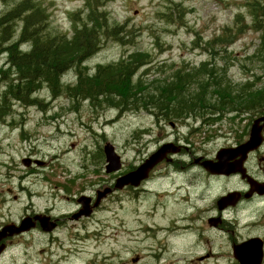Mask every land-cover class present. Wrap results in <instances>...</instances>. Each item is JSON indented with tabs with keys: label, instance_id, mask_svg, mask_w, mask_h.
Returning a JSON list of instances; mask_svg holds the SVG:
<instances>
[{
	"label": "rangeland",
	"instance_id": "1",
	"mask_svg": "<svg viewBox=\"0 0 264 264\" xmlns=\"http://www.w3.org/2000/svg\"><path fill=\"white\" fill-rule=\"evenodd\" d=\"M17 1L20 0L0 2V15ZM34 1L45 11L51 34L70 37L87 11L85 0ZM97 2L105 12L106 27L98 29L103 32L101 45L84 61L83 71L92 73L99 65L142 53L148 62L135 71L132 79L141 76L139 86L144 89L152 88V83L162 86L177 70L188 73L203 64L201 73L211 75V79H204L228 86L232 103H225L222 110L214 109L218 105L215 89L205 90L202 110L173 119L165 118V112H155L162 105L129 107L125 111L104 103L95 105L69 98L68 85L75 83L77 75L73 68L64 73L63 83L54 92L42 84L32 94V103L7 97V104L0 105L4 110L0 116V231L7 225L19 226L24 216L32 218L43 213L46 205L66 207L64 195L77 188L96 183V189L101 190V185L110 180L113 187L118 176L134 170L163 143L182 147L177 153H167L173 162L152 168L140 186L117 189L105 198L109 205L96 215L100 218L94 220V226L99 228L92 232L95 237L67 246L48 245L53 249L48 257L43 250L47 247L45 235L34 231L19 237L16 242L21 244L11 245L8 240L15 235L12 232L3 237L6 248L0 254V264H23L25 257L29 264H236L238 253H232L228 231L235 227L232 219L226 220L220 232L208 230L201 220L206 244L203 238L198 240V247L194 244L199 224L185 218L189 211L184 203L189 178L175 171H183L181 164L195 174V167L205 171L202 161L213 160L220 148H233L228 145L236 139L240 144L247 141L253 122L261 118H255L256 106L243 103L249 93L264 88V0ZM116 25L121 26L120 40L106 30ZM19 26L17 22L14 39ZM229 29L231 35L224 40ZM21 47L27 49L28 45ZM4 60L0 54V68ZM3 85L0 80V100ZM235 97L237 101H233ZM263 132L264 129L260 145ZM107 143L121 160L120 170L110 174L105 172L103 148ZM26 157L43 163L26 167L22 163ZM233 169L228 171H244L243 164L241 169ZM151 171L155 172L148 178ZM197 178L200 176L196 175L192 182ZM188 195L192 196V192ZM232 196H222L217 203L225 204ZM176 223L186 225L193 234L173 236L183 231ZM190 237L192 244L186 247ZM22 245L28 248L26 255ZM207 250L210 255L198 259Z\"/></svg>",
	"mask_w": 264,
	"mask_h": 264
},
{
	"label": "trees",
	"instance_id": "2",
	"mask_svg": "<svg viewBox=\"0 0 264 264\" xmlns=\"http://www.w3.org/2000/svg\"><path fill=\"white\" fill-rule=\"evenodd\" d=\"M9 1L0 0L3 3ZM85 7V17L70 37L49 32L46 13L34 0L17 1L0 15V54L5 59L3 68H0V80L4 82L0 105L7 104V97L19 103H32V94L42 84L54 92L63 83L60 82L61 76L72 68L77 75L75 83L68 85L69 98H80L95 105L104 103L123 111L129 107L138 109L162 105L161 109H154L156 106L153 109L155 112L164 111L168 119H173L202 110L204 107L200 105L206 104L205 90L215 89L218 105L214 109L222 110L220 108L225 103H232L228 86L204 79L208 76L211 79V75L201 73L203 64L197 69L188 70V73L177 70L162 86L152 83V88L144 89L139 86L141 76L132 79L135 71L148 62L147 55L142 53H133L113 64L99 65L92 73L83 71L84 61L97 52L101 45L103 32L98 29L106 27L105 12L99 8L97 0H85ZM181 13L179 10L178 14ZM261 17H264V13H261ZM17 22H20L19 33L14 39ZM106 30L114 39L120 40L121 26H110ZM229 32L231 29L224 33V40L231 35ZM23 44L28 45V48L23 49ZM193 85L195 87L191 88ZM237 99L235 97L233 101ZM173 104L176 107L170 108ZM243 104L262 107L264 88L249 93ZM3 112L0 106V116Z\"/></svg>",
	"mask_w": 264,
	"mask_h": 264
},
{
	"label": "flooded vegetation",
	"instance_id": "3",
	"mask_svg": "<svg viewBox=\"0 0 264 264\" xmlns=\"http://www.w3.org/2000/svg\"><path fill=\"white\" fill-rule=\"evenodd\" d=\"M157 108L161 109L160 106ZM263 108L264 106H256L254 111V114H256L255 118L264 116ZM240 143L239 139H236L230 142L228 146L236 147ZM243 167L244 171L216 173L206 170L200 171L199 167H195L197 169V174H195L184 168V165L181 164L180 168L183 171H175V174L189 178L186 185L188 188L187 196L184 199V203H186V206L188 205L187 209L189 211L187 212L188 216L186 215L185 218L199 224L197 227L198 232L195 228L196 236H193V240L196 238L194 243L196 247H198V240L203 238L202 232L204 230L199 223L201 220L205 221L208 230L220 232V229L224 228L226 220L232 219L235 227L234 229H228L231 233L229 241L232 242V253L236 251L238 256L242 255L245 261L253 262V264H256L258 259L252 256L260 254L258 264H264V140L257 149L248 153ZM153 172L155 171L149 173L148 178ZM196 175L200 176V178L192 182L191 179L195 178ZM111 183L112 180L102 184V189L110 188ZM96 187L97 184L95 183L88 185V188H77L73 193L65 194L64 202L66 207L46 205L43 208V213L39 214L45 216L47 225H53L51 230H43L40 222L36 221L33 228L20 233L14 232L15 235L8 240V243L11 245L21 244L16 242L19 237L24 238L32 232L37 231L41 235H45L47 247L43 250L50 257L53 254V249L48 245L67 246L74 241L76 244L79 239L95 237V233L92 232L97 231L99 228L94 226L96 225L94 220L100 218L96 217V215L102 212L106 205H109V202L105 198L111 196L114 192H111L96 203ZM142 189V191L146 190L145 185L142 186ZM189 191L192 192V196L188 195ZM230 193L233 196L231 199H228L227 203H217L222 196ZM82 202H85V204H82ZM228 216H230L229 219H227ZM16 226L14 224L13 228H16ZM61 231L62 236L59 235ZM203 240L206 244V238H203ZM22 246V252L26 255L28 248L26 245ZM67 250L70 251L72 248ZM210 253L211 251L207 250L198 259L208 257ZM238 256L234 260L236 264H241ZM23 264H29L27 257H25ZM118 264H123V262Z\"/></svg>",
	"mask_w": 264,
	"mask_h": 264
},
{
	"label": "water",
	"instance_id": "4",
	"mask_svg": "<svg viewBox=\"0 0 264 264\" xmlns=\"http://www.w3.org/2000/svg\"><path fill=\"white\" fill-rule=\"evenodd\" d=\"M260 121H262L261 124ZM262 129H264V117H261L260 119H257L253 122L247 141L234 148H221L217 151L213 160L206 159L202 161L201 164L207 171H210L212 173L219 171H228L231 168H234L236 170L241 169L243 161L245 160L248 152L254 150L260 145L263 138L261 133ZM180 148V145H175L172 142L162 144L155 152H153L148 158L144 160L143 163L137 166L134 170H131L117 177L113 188H104L102 190H97L95 202H99L100 199H102L112 190L121 189L126 185L138 186L140 184V181L147 176L148 172L152 170V168L156 164L161 162L163 159H166V161L171 160L170 158L166 157L167 153H177L180 151ZM103 150L106 160L105 171L107 173L118 171L121 168V160L114 151L113 146L110 143H107L104 145ZM35 162L37 164H41L40 161ZM23 163L25 166H28L30 163V159L24 158ZM82 204H85V202H82ZM44 217L45 216L38 214L34 215L32 218L24 217L21 220L20 225L16 228H13L12 225H7L6 227L4 226L3 230L0 231V241L3 240L4 236L11 235L12 232L19 233L29 230L31 227H34L36 220L40 222L43 230H51L53 225H47L46 219ZM5 247L6 245L4 243L0 244V254L5 249ZM252 257H254V255ZM238 258L242 262V264H253V262L245 261L242 255L238 256ZM259 258L260 256L257 257L258 260ZM136 260L137 258L132 259L133 262H135Z\"/></svg>",
	"mask_w": 264,
	"mask_h": 264
},
{
	"label": "bare ground",
	"instance_id": "5",
	"mask_svg": "<svg viewBox=\"0 0 264 264\" xmlns=\"http://www.w3.org/2000/svg\"><path fill=\"white\" fill-rule=\"evenodd\" d=\"M179 224V225H178ZM180 224L181 223H176L175 225H178V226H180ZM190 227H192V226H190ZM181 230H183L182 232H176V233H174L173 234V236H177V237H180V235H190V234H193L191 231L192 230H190L189 228H187V226L186 225H181L180 227H179ZM158 231L159 232H161L162 234H165V235H170V234H168L167 233V230H162V229H158ZM189 241H186V243H187V245H186V247H189L190 246V244H192V242L190 241L191 240V237L188 239ZM199 243H201V241L199 242Z\"/></svg>",
	"mask_w": 264,
	"mask_h": 264
}]
</instances>
